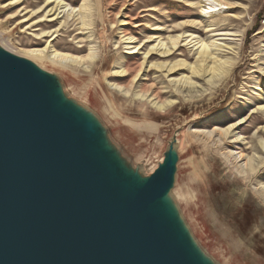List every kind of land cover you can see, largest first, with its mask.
Returning a JSON list of instances; mask_svg holds the SVG:
<instances>
[{
  "label": "rangeland",
  "instance_id": "obj_1",
  "mask_svg": "<svg viewBox=\"0 0 264 264\" xmlns=\"http://www.w3.org/2000/svg\"><path fill=\"white\" fill-rule=\"evenodd\" d=\"M16 1L0 0L1 38L13 50H40L45 56L58 51L81 59L78 65L69 63L80 71L77 76L48 61L39 72L49 78L57 104L97 121L91 132L95 151L112 167L117 184L144 185L169 165L178 227L195 256L206 264H264V0H225L234 8L207 19L197 15L199 0H192L194 12L177 0L10 4ZM194 19L202 20L204 28L184 27ZM208 24L238 35L222 41L230 50L221 57L234 65L226 75L184 88L172 80L187 71L168 77L152 67L180 59L193 64L192 49L144 63L160 39L169 43L190 32L210 42L214 32L207 31ZM123 36L134 37V45L143 49L129 54ZM151 36L155 41L146 44ZM107 83L128 95L110 90ZM242 120L229 135L218 132ZM235 149L255 159L254 171L245 172L234 162L230 152Z\"/></svg>",
  "mask_w": 264,
  "mask_h": 264
},
{
  "label": "water",
  "instance_id": "obj_2",
  "mask_svg": "<svg viewBox=\"0 0 264 264\" xmlns=\"http://www.w3.org/2000/svg\"><path fill=\"white\" fill-rule=\"evenodd\" d=\"M47 85L28 64L0 54V264H183L154 217L141 219L170 190L171 167L156 187L163 166L144 185H118L94 142L78 158L47 113L44 100L57 104ZM104 178L130 192L125 206L114 205L110 190L112 201L102 197Z\"/></svg>",
  "mask_w": 264,
  "mask_h": 264
},
{
  "label": "bare ground",
  "instance_id": "obj_3",
  "mask_svg": "<svg viewBox=\"0 0 264 264\" xmlns=\"http://www.w3.org/2000/svg\"><path fill=\"white\" fill-rule=\"evenodd\" d=\"M18 1L19 0H17L16 2H11L10 4L14 5ZM177 1L180 4L190 9H193L194 12L195 6L192 0H177ZM197 4H199L201 7L200 14L197 13V15L201 17V19H207L210 16L216 15V13H222L225 12L226 10L234 8V5L227 3V1L225 0H199ZM85 7L86 6L83 4L80 10H85ZM148 10L152 11L153 9H148ZM52 12L53 9L49 11L50 14ZM26 20L27 19H25L24 21ZM54 20H55L54 18L50 19L51 22ZM202 23H203L202 20L194 19V21H191V24L185 25L184 27H189V28L191 27L201 30L202 28H204V25ZM121 25H128V23L124 22ZM139 26H141V24L135 27H139ZM207 27H208L207 31L214 32L212 36L213 38H211L212 40L210 42H207L205 39H202L201 37L190 32L180 34L175 38L170 39L169 43H165L164 40L162 39L160 40L157 39L158 40L157 44L152 45L151 50L145 56L144 63L146 62L147 64V62H149L150 59H154V58H160V60H165L171 57L172 55L174 56L178 51H180L181 48H185L188 50L192 49V51H196V56H197L196 61L193 64L187 62L184 59H180L173 63L162 62V63L153 64L152 67H154L159 72L165 73L168 77H171L172 75L177 73L179 74V71L182 70L187 71L189 75L187 76L182 75L181 77L172 80L174 84L178 86H182L184 88H195L198 84L196 80L208 79L207 81H211L216 78H220L223 75H226L234 65L232 60L224 59L221 57V54L230 50L229 45L226 43H222V41H230L226 39H228L229 37H238V35L226 31H219L218 28H216L214 25L208 24ZM0 39L2 41V46H0V54L5 53L17 61L19 60L26 65L28 64L41 77L42 74L39 71H42L41 68L47 65L45 63L46 61L58 67L64 68L66 70H70V72L75 76H77V73H80V71L71 67L69 63L78 65V60L81 59L72 56L70 57L69 54L67 55L64 54L63 52L58 53V51L55 52L54 55L45 56L44 51H40V50L39 51L13 50L12 48L9 47L6 40L4 41L1 38V36ZM154 39L156 38L151 36V38H149L148 41H146L145 43L146 44L152 43L155 41ZM121 43L129 46V50H131L129 54L138 53L140 50L143 49L141 47L142 44L134 45L136 43L134 37L123 36V41ZM133 45L134 47H132ZM143 47H146V45H143ZM95 57L96 56L93 53L90 59L92 60ZM144 63L142 65V70L144 69ZM125 73L126 72L123 71V75H125ZM47 83H48L47 87L49 89L48 91L50 93V96L55 97V92L51 87L49 78ZM107 86L110 90L114 92L121 91L125 95H128L125 92H123L121 87L117 85H112V86L115 87V89L118 91L112 88L108 83ZM44 103L46 105L47 113L52 118H54L55 121L62 123V126L66 130L65 133H67V136H70L71 138L70 140L74 144L73 150H75L78 158L87 149L90 150L93 147L92 143L93 142L95 143V140L94 139L92 140L93 135L91 132L93 131V129L97 124V121L95 119L91 118L86 113H83L81 111L77 112L75 110H72L67 107H62L60 105H59L60 111H57L58 109L56 105L58 104H56L53 109L51 107L50 101L44 100ZM155 107L159 110H162L163 106L155 104ZM243 123H245V120L230 125L226 129H219L218 132L221 133L224 132L225 134L229 135L233 130L237 129ZM218 132L213 131L209 133L214 134ZM89 134H91V137L89 136L90 139L88 142L87 136ZM240 140L241 137L239 136L236 137V139L233 142L238 143ZM260 144L261 147L264 148V142H260ZM174 147L175 148L178 147V141L177 143L174 144ZM230 156L243 171L245 172L254 171L256 167L255 163L253 162L255 160L254 158L245 157L244 153L242 151H238L237 149L231 151ZM103 169L104 168H102L99 174L100 177L107 175V172H105ZM167 171L168 169H166L165 164H163V169L160 171V174L158 175V181H155V184H153L152 187H156L159 184L160 179L167 173ZM99 180L100 179L97 178V181ZM97 181L94 180V182L96 183ZM101 181L105 183V187L102 190L103 193L101 194L102 197H108L110 201H112V199L110 198L111 196L110 197L108 196L109 195L108 192L110 190L112 194L114 193V197H113L114 205L118 207L123 205L125 206L127 203L126 195H128V193L130 192L127 191L125 188H123L124 191L123 190L117 191V189L112 187V182L110 179L106 180V178H104ZM261 190L264 193V186L261 188ZM171 192L172 191L170 189L162 196V198L158 199L153 205H151L148 211L145 214L141 215V219L147 217L148 213H150L154 217L155 219L154 224L156 230L163 236L164 241H166L171 251L174 254L182 257L183 264H206L204 261L199 260L195 256L197 252L192 249H188L187 244H185L183 241V235L178 227V208L173 203V197Z\"/></svg>",
  "mask_w": 264,
  "mask_h": 264
}]
</instances>
